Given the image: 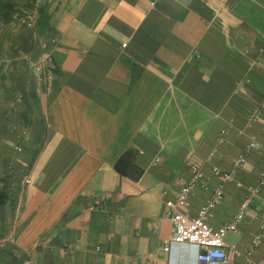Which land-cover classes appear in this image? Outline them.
<instances>
[{"label":"crops","instance_id":"obj_1","mask_svg":"<svg viewBox=\"0 0 264 264\" xmlns=\"http://www.w3.org/2000/svg\"><path fill=\"white\" fill-rule=\"evenodd\" d=\"M253 141L244 186L264 163V0H0V264H205L164 249V200L197 164L195 216L212 166ZM249 194L226 182L207 215L217 228L246 196L260 214L226 233L227 264H264V186Z\"/></svg>","mask_w":264,"mask_h":264},{"label":"built area","instance_id":"obj_2","mask_svg":"<svg viewBox=\"0 0 264 264\" xmlns=\"http://www.w3.org/2000/svg\"><path fill=\"white\" fill-rule=\"evenodd\" d=\"M28 13L31 18L33 13ZM27 24L32 25V22L29 21ZM34 65L35 70L43 76L47 86H50L53 78L51 54L47 51L42 52ZM219 139L221 140L222 138ZM261 147V143L257 141L247 144L232 160L229 170H221L217 165L212 166V173L220 177L221 181L213 187L211 196L200 206L195 216H190L183 210V208L188 206L193 185L203 177L199 166L191 164L192 181L189 184H181L173 199L164 200L165 217H168L172 221V232L165 241V250L168 251L172 245L185 244L195 247L197 250V260L205 264H227L229 262L230 255L225 249L226 243L224 240L226 233L229 231L236 232L238 229L237 223L241 220L245 218L248 221L258 219L260 214L258 211H254L249 217L246 215V210L252 206L251 196H246L240 201L238 210L232 219L217 228L212 227L207 222V215L223 199L224 183L235 182L237 187H245L251 195L257 194L261 187L264 186V163L263 167L259 170L256 185L244 186L241 180L236 179L237 173L247 162L249 154L254 150H259ZM214 155L215 150L209 154V158L214 157ZM25 182H29V179L25 178ZM261 237H264V220L260 223L259 233L254 236L253 241L257 244ZM232 252L235 255H241L242 253L236 247L232 248ZM244 252L246 255L250 254V251ZM257 264L261 263L258 262Z\"/></svg>","mask_w":264,"mask_h":264},{"label":"water","instance_id":"obj_3","mask_svg":"<svg viewBox=\"0 0 264 264\" xmlns=\"http://www.w3.org/2000/svg\"><path fill=\"white\" fill-rule=\"evenodd\" d=\"M202 263H204V262H202Z\"/></svg>","mask_w":264,"mask_h":264}]
</instances>
